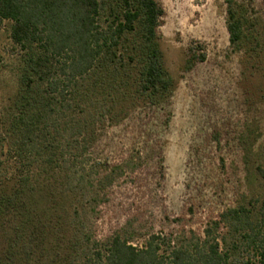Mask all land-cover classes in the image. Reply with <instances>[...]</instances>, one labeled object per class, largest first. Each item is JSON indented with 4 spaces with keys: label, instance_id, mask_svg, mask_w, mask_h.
<instances>
[{
    "label": "trees",
    "instance_id": "16d2710c",
    "mask_svg": "<svg viewBox=\"0 0 264 264\" xmlns=\"http://www.w3.org/2000/svg\"><path fill=\"white\" fill-rule=\"evenodd\" d=\"M222 2L241 50L254 24L241 2ZM163 17L156 0H0L16 69L0 113V264L30 246L63 264H264V154L260 199L243 196L201 232L139 212L143 198L159 207L165 178ZM205 59L191 47L187 70Z\"/></svg>",
    "mask_w": 264,
    "mask_h": 264
},
{
    "label": "rangeland",
    "instance_id": "374dc122",
    "mask_svg": "<svg viewBox=\"0 0 264 264\" xmlns=\"http://www.w3.org/2000/svg\"><path fill=\"white\" fill-rule=\"evenodd\" d=\"M156 1L164 10L160 47L173 80L171 120L163 138L162 200L151 210L141 198L139 212L145 220H158L164 210L170 220L182 218L186 228L201 232L243 196L246 204L261 197L262 182L253 169L264 154V0H238L254 24L250 41L238 51L229 45L222 0ZM9 28L6 21L0 24V113L16 89ZM191 47L206 59L187 70ZM100 227L104 233L108 219ZM12 259V264H63L41 246L26 248L20 262L17 253Z\"/></svg>",
    "mask_w": 264,
    "mask_h": 264
}]
</instances>
